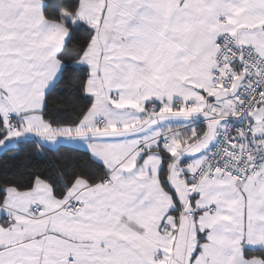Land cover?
<instances>
[{"label": "crops", "instance_id": "crops-1", "mask_svg": "<svg viewBox=\"0 0 264 264\" xmlns=\"http://www.w3.org/2000/svg\"><path fill=\"white\" fill-rule=\"evenodd\" d=\"M5 11L18 14L13 25L17 31L4 36L0 64L21 73L12 77L11 71H0V115L10 135L7 144L34 138L49 148L85 149L111 179L94 185L77 180L63 197L39 178L29 190L8 189L0 206V264H188L198 229H210L201 233L210 240L212 232L226 230L233 220L236 228L244 229L242 242L229 246L210 240L199 264L205 257L207 264H243L249 258L245 250L264 251V168L244 183L205 177L192 200V185L178 173L174 181L168 172L175 198L159 179L161 150L185 175L199 170L214 144V131L225 123L224 114L235 112L237 97L222 106L212 103L209 121L198 113L186 114L192 116L189 121L168 118L163 125L171 129L147 140L149 150L161 154L153 167H140L149 160L148 147L137 168L130 167L144 138L128 126L131 112L138 109L129 99L137 81L152 82L161 94L176 97L172 89L178 86L181 51L197 58L210 78L209 60L218 52L220 31L230 33L239 46H256L264 53V0H80L77 17L93 30L80 60L89 68L87 93L93 103L78 127L61 130L50 128L41 112L46 93L60 76L58 56L70 31L44 18L41 0H16L14 8L6 4ZM13 119L19 120L15 132L10 130ZM198 124L203 134L196 140H204L197 147L192 145L196 140L187 139L196 135ZM162 135L168 147L159 140ZM193 147L196 153H189ZM68 196L83 204L73 217L60 210ZM36 204L43 206V216L33 213ZM165 216L171 224L167 232L159 230Z\"/></svg>", "mask_w": 264, "mask_h": 264}, {"label": "trees", "instance_id": "trees-1", "mask_svg": "<svg viewBox=\"0 0 264 264\" xmlns=\"http://www.w3.org/2000/svg\"><path fill=\"white\" fill-rule=\"evenodd\" d=\"M41 1L44 18L52 23H62L70 31L69 39L58 56L62 64L60 76L45 95V107L41 115L54 130L75 129L93 103L87 93L89 68L80 64L93 37V30L77 17L80 0ZM202 127L198 124L196 135L187 139V142L192 143L202 136ZM7 136L8 129L0 115V144ZM161 153L163 164L159 174L160 183L175 198L168 181V164L172 158L162 150ZM108 174L105 166L85 149L67 145L49 148L34 138L20 139L0 153V206L8 189L29 190L38 178L50 185L55 196L63 197L77 180L94 185L105 181ZM253 256L261 258L264 264V251L245 250V257Z\"/></svg>", "mask_w": 264, "mask_h": 264}, {"label": "built area", "instance_id": "built-area-1", "mask_svg": "<svg viewBox=\"0 0 264 264\" xmlns=\"http://www.w3.org/2000/svg\"><path fill=\"white\" fill-rule=\"evenodd\" d=\"M216 46L218 52L209 60L213 83L226 91L232 90L239 77L244 78L236 95L239 100L236 110L224 114L225 123L222 128L214 131V144L206 153L202 166L190 176L177 171L182 180L192 185L191 200L198 196L199 185L205 177L220 183H244L250 176H259L264 168V53L256 46H239L235 38L225 31L218 33ZM258 112L260 134L256 131L258 122L254 118ZM18 121L14 120L10 127L14 132L18 129ZM159 140L166 147L170 144L164 135ZM138 149L142 152L147 150L143 139L139 140ZM82 209L80 201L68 196L60 210L73 217ZM32 211L36 216L44 215L41 204H36ZM185 212L183 209L182 214ZM188 215L193 216L192 213Z\"/></svg>", "mask_w": 264, "mask_h": 264}, {"label": "rangeland", "instance_id": "rangeland-1", "mask_svg": "<svg viewBox=\"0 0 264 264\" xmlns=\"http://www.w3.org/2000/svg\"><path fill=\"white\" fill-rule=\"evenodd\" d=\"M191 59H194V61H196L198 64H195L193 61H191ZM177 84L178 86H174V88L172 89V92L176 97H172L171 95L168 96L167 94H161L160 89L158 87H152L154 85L152 84V82L145 83L141 80L136 82L132 91H129V99L130 101H132L131 105L134 109L136 106H138V109H135L134 112H131L129 122L130 125L128 126L133 127L130 132L132 131V133H138L139 136L144 138L143 140L146 142L148 150L150 148L147 142L149 136H151L152 134H158L160 132V134H162V131H167L171 129V127L163 125L164 122L168 121V118L173 117L176 119L180 117L181 121L183 119L185 121H189L192 116L186 114L198 113L201 119L209 121V116L211 115L209 106L212 103L222 106L230 101H235L236 99L231 98L220 102L215 101V95L219 91H221L222 87L215 86L213 84L211 78L207 75V73L204 72V67H202L197 58H194V56H189L187 53L182 51L180 59V73ZM155 93L158 96H156ZM152 106L155 107L154 110L151 109ZM254 118L258 122L256 128H259L260 113L258 112L254 114ZM198 119L199 118H197L196 121H198ZM11 125L12 124H10V127ZM134 125H139L140 127L138 128ZM140 128L142 130H139ZM209 131L210 129L206 128L205 136H208ZM22 134H25V136L27 137L30 136L23 131ZM25 136H22L21 138ZM32 137L40 139L41 136L38 133H33ZM9 138L10 135H8L7 139H5L0 144V153H2L6 148L15 145L16 142L13 145L7 144V140ZM203 140L204 137L201 140H196L195 143H193L192 145L198 147V144H200L199 142H202ZM53 145H55V142L53 143ZM189 148H191V146ZM196 151L197 148L193 147V149L190 150L189 153H196ZM146 153L147 152L142 151L138 153L137 157L130 162V167L137 168V166L141 162L140 156H146ZM148 156V162H144L143 166L140 167H153L157 165V163H159L161 160V154L158 150L155 151L154 149H150L148 151ZM178 170H180L181 173L184 174V168H182V166L179 165V163H177L175 159L171 160L168 164V172L169 176L174 181L176 180V178L178 179L179 177L177 175ZM171 178L169 179L172 180ZM248 223L249 222H247V224ZM239 227L241 226L239 225ZM243 233L244 229L236 228V221L233 220V222L229 224V227L226 230L212 232L213 235L210 240H217V242L223 241L226 245L229 246H238V244L242 242L244 238V236H241L243 235ZM243 264H263V261L259 257H249L245 259V262Z\"/></svg>", "mask_w": 264, "mask_h": 264}, {"label": "snow or ice", "instance_id": "snow-or-ice-1", "mask_svg": "<svg viewBox=\"0 0 264 264\" xmlns=\"http://www.w3.org/2000/svg\"><path fill=\"white\" fill-rule=\"evenodd\" d=\"M16 0H0V46H2L4 41V36L8 33L16 32L17 29L13 26L17 19V13L15 11L11 13H7L5 11V5L7 4L9 8H14ZM0 71L4 72H12V77L21 74L19 69L12 71V68L10 66L6 67L2 64H0ZM12 77H8L9 79ZM108 179H111V175L108 177ZM130 191V190H129ZM79 203V202H77ZM171 224L167 222V216L163 220L160 221L159 230H170ZM210 229H198V240L196 243V248L193 251L192 255L189 258L188 264H199L200 258L204 252V246L207 243H210V240L202 235L201 233L209 232ZM4 249L3 245H0V251ZM204 264H207V258H204Z\"/></svg>", "mask_w": 264, "mask_h": 264}, {"label": "water", "instance_id": "water-1", "mask_svg": "<svg viewBox=\"0 0 264 264\" xmlns=\"http://www.w3.org/2000/svg\"><path fill=\"white\" fill-rule=\"evenodd\" d=\"M243 76L239 77L234 84V87L232 88V90H226V91H219L216 95L214 100L217 102L223 101V100H227V99H231V98H235L238 92V88L240 83L243 81Z\"/></svg>", "mask_w": 264, "mask_h": 264}]
</instances>
